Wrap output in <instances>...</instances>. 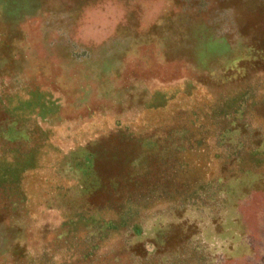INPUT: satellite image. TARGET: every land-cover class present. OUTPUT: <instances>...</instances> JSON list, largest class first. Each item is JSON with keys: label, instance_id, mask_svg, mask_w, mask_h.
I'll return each mask as SVG.
<instances>
[{"label": "rangeland", "instance_id": "rangeland-1", "mask_svg": "<svg viewBox=\"0 0 264 264\" xmlns=\"http://www.w3.org/2000/svg\"><path fill=\"white\" fill-rule=\"evenodd\" d=\"M0 264H264V0H0Z\"/></svg>", "mask_w": 264, "mask_h": 264}]
</instances>
